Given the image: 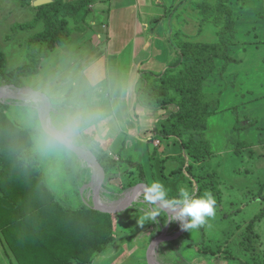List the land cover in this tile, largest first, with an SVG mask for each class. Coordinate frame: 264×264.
<instances>
[{"label":"rangeland","instance_id":"374dc122","mask_svg":"<svg viewBox=\"0 0 264 264\" xmlns=\"http://www.w3.org/2000/svg\"><path fill=\"white\" fill-rule=\"evenodd\" d=\"M33 1L0 0V51L4 54L3 66L6 71L28 64L32 53L36 51L37 47L30 43V39L42 29L43 24L36 19L37 13L33 9ZM209 1L216 2V0ZM232 1L233 3L229 2V5L237 18L234 20L230 17L233 19L231 27L234 33H227L226 36L231 41L229 53L242 61V63L239 60L233 62L232 70L238 69L240 73L243 70L245 73L235 78L231 77L228 81L237 82L239 89L242 90L239 91L233 84H228L227 80L221 83V87L223 83L226 86L218 92L220 110L209 117L206 135V139L210 141L208 143H211L209 147L213 150V155L208 159L205 169L215 173L211 174L217 181L215 193L220 194L218 199L220 204L216 207L215 217L211 219L215 220L211 224L217 226L218 231L212 232L213 238L208 234L209 240L205 239V234L201 233L200 229L193 230L192 233L186 231V234H182L186 239L180 247L181 252L175 251L171 240L160 242L159 250L155 255L160 264H215L216 261L218 264H234L230 263L232 261L222 258L219 260L210 254L202 253L197 245H207L211 248H216L218 245L227 247L228 244L225 243L228 242L234 245V252L239 251L240 245L243 247L245 245L242 242L238 244L237 235L242 237V234L249 232L248 226L253 218L262 210L264 212V0ZM163 2L164 7H157L159 11L157 18L163 16L164 12L171 11L169 1L163 0ZM177 2L178 0H173V3ZM202 2L203 0H182V3L175 6L174 11L177 12L175 19L180 25L174 22L172 15L164 14L165 30L161 32V39L166 46L169 44L175 49V44L178 45L180 40L214 41L215 36L210 37L211 32L213 34L219 32L225 19L219 14L217 21L215 15V19L209 20V25H203L204 23L199 22V19L202 20L204 12L207 11L203 6L201 7ZM93 21L88 19V15L75 21L72 19L70 27L73 34L69 43L52 51L49 57L42 61L37 73L20 76L22 87L5 84L1 76L0 85L25 87L46 93L51 100L52 126L68 136L72 142L88 148L79 139L83 135L91 141V144L114 158L117 156L118 159H122L121 155L124 158L135 157L131 154L129 139H124L123 142L128 146L126 148L125 144L123 153L118 154L114 150L113 153L111 152L109 140L104 141L97 132L93 134L94 129L90 121L94 120L93 115H96V104L107 110V103L104 101L95 103L101 95L98 88L86 85L79 88V82L82 80L80 72L86 63L96 59L100 54L102 47L99 46L98 40L104 42L108 37L107 27H101L98 23L94 25ZM203 26L208 30L206 35ZM98 27L102 28V31H98ZM173 58L176 59L177 56ZM221 64L223 61H220L219 73L215 75L223 76L222 73L226 71L227 66L223 68L224 65ZM224 95H227L226 99ZM67 98L82 107L79 115L82 123L77 136L75 135L77 122L67 111L72 105L66 103ZM0 102L4 103L0 111L28 132L31 151L37 154L40 160L45 182L55 200L70 208H77L82 204L93 207V202L87 201L83 193V187L91 181V169L83 164L78 155L56 139L55 147L45 146V142L53 137L42 128L37 104L33 101L1 98ZM101 108L97 110V120L102 117ZM173 109H169L168 112ZM117 145L120 143L118 142L114 147ZM125 169V165H120L110 173L107 180L105 177L101 188L105 200L116 201L127 190L137 185L124 191L121 189V181L124 180L121 179V173L123 175ZM145 198L146 195H141L130 207L116 213L114 241L102 251L95 253L87 264H148L146 253L151 242L161 234L170 237L177 233L180 226L177 222H167V213L158 218L157 222H151L146 218L153 206L148 200L145 202ZM259 217L254 221L253 231L250 233L252 234L250 251H253L251 249L254 247L256 255L264 259V214H260ZM157 232L160 234L158 235ZM46 238L51 244L52 237L47 235ZM189 241L192 242L191 245H188ZM57 245L64 253L60 254L61 261L58 264H79L76 260L66 258L69 251L66 244ZM13 256L15 255L6 235L0 231V264H15Z\"/></svg>","mask_w":264,"mask_h":264},{"label":"trees","instance_id":"16d2710c","mask_svg":"<svg viewBox=\"0 0 264 264\" xmlns=\"http://www.w3.org/2000/svg\"><path fill=\"white\" fill-rule=\"evenodd\" d=\"M95 1L53 0L41 6H33L37 13L36 19L43 24L42 29L30 39V43L37 47L36 51L32 53L28 64L11 71H6L3 66L4 54L0 51V76L3 77L4 83L22 87L20 76L37 73L42 61L47 59L52 51L67 45L73 34L71 20L87 17L90 5ZM229 2L233 3L232 0H216L215 3L203 0L201 4L207 12L203 14V21L199 19V22H210L209 20L215 19V15L218 21L219 14L225 19L218 32L217 41L180 40L178 45L175 44L177 58L170 60L162 73L141 71L138 86V101L141 104L161 109L175 106L156 124L152 137L160 140L173 138L180 144L186 155L181 156L178 167L170 174L180 177L186 170L191 177H195L199 185L196 195L205 192L218 194L215 193L216 180L211 174L199 175L195 167L213 155L210 144L203 135L209 117L220 109L219 93L210 85L215 81L220 61H223V68L230 62L237 61L235 56L229 53L231 41L226 36L227 33H234L231 23L237 18ZM65 101L72 104L67 111L76 119L77 136L82 123L79 116L82 107L68 98ZM3 107L4 103L0 102V110ZM79 139L96 155L104 168L106 180L112 171L120 165H125V172L123 175L121 173V179H124L121 181L123 191L138 183L148 185L142 163L134 160L133 156L124 158L121 155L122 159L114 158L91 144L85 136L81 135ZM31 150L28 132L0 111V231L6 235L19 264H58L61 261L60 254H64L62 248L57 245L61 243L68 246L66 258L76 260L79 264L89 263L95 253L114 241L116 214L102 212L86 204L70 208L55 200L45 182L40 160ZM161 171L164 172L163 166ZM187 182L192 186L191 180ZM168 193L175 196L178 192L169 190ZM260 214H264L263 210ZM260 214L250 222L249 232L242 234V237H236L238 244L242 242L245 245H240L243 250L234 252V245L228 242L225 243L228 244L227 247L218 245L211 248L202 244L197 247L206 255L232 261L230 263L264 264V259L256 255L254 247L251 249L253 251H250V233ZM47 235L52 237L51 244L46 241ZM185 239L186 236L182 235L170 241L174 244L175 251L181 252L180 247ZM191 244L189 241L188 245Z\"/></svg>","mask_w":264,"mask_h":264},{"label":"crops","instance_id":"0c3cea01","mask_svg":"<svg viewBox=\"0 0 264 264\" xmlns=\"http://www.w3.org/2000/svg\"><path fill=\"white\" fill-rule=\"evenodd\" d=\"M168 1V5L171 4L169 6L171 11L164 12L160 18L156 16L159 13L157 7L165 6L163 0H96L92 3L88 19H93L94 25L98 23L101 27H107L108 37L104 42L98 40L99 46L102 47L101 52L96 59L84 65L80 72L82 80L79 82V88L85 85L98 88L101 95L100 99H97L98 102L95 103L101 101L107 103V110L96 104V115H93L94 120H91L90 123L94 129L93 134L97 132L104 141L108 142L109 140L112 153L123 151L122 148L125 147V144L127 148V143L123 141L129 139V147L135 156L134 160L142 163L148 184L157 181L162 183L167 191L178 192L180 189L186 188L196 195L199 185L195 177H191L186 170L180 177L170 174L173 169L178 167L181 156L186 155L180 144L173 138L160 140L152 137L156 124L166 116L169 109H173V106L168 109L150 108L138 101L141 71L162 73L167 68L168 62L175 56L174 47L164 44L161 32L165 30L163 26L164 14L172 15L174 22L180 25L175 19L177 12L174 11V8L180 2L182 3V0H178L179 3L176 4L173 3V0ZM208 23L204 25L207 26ZM99 27L98 31H102V28ZM205 27L204 35L208 31ZM217 33L211 32L210 37L214 35V41L219 39ZM159 34L160 36H157ZM144 47L146 48L144 49ZM235 59L242 63L240 58L236 57ZM233 64L230 62L227 65L226 71L222 73L223 76L215 75V81L212 82L213 90L220 92V89L226 86L223 83L222 88V82L245 73L243 70L240 73L238 69L233 71ZM228 84H233L236 89H239L237 82L230 83L228 81ZM241 90L240 88L239 91ZM224 96L226 99L227 95ZM99 108L102 110V117L97 120ZM208 128L207 125L203 134L205 139ZM118 142L120 145L114 147ZM208 161L207 159L196 165L195 169L199 175L215 174L211 172L212 170L205 169ZM161 166H163L164 172L161 171ZM188 180L192 181V186L189 185ZM212 196L217 201V207L220 204L217 200L220 194H212ZM214 221H209L210 227L200 228L201 233L205 234V239H208V234L211 237L213 231H218V227L211 224ZM185 232L184 234H186ZM157 234L159 235L160 232ZM13 259L15 264H18L15 256ZM215 264L218 262L216 261Z\"/></svg>","mask_w":264,"mask_h":264},{"label":"clouds","instance_id":"9594fccd","mask_svg":"<svg viewBox=\"0 0 264 264\" xmlns=\"http://www.w3.org/2000/svg\"><path fill=\"white\" fill-rule=\"evenodd\" d=\"M45 146L55 147V138H49ZM141 195H146L149 204L153 206L147 219L157 222L158 218L167 213V222H177L184 231L191 232L204 226L210 227L209 221L216 215V200L208 192L194 195L191 190L182 188L175 196H170L162 183L153 181L143 189ZM159 247L160 245L155 243L154 256Z\"/></svg>","mask_w":264,"mask_h":264},{"label":"water","instance_id":"95a60500","mask_svg":"<svg viewBox=\"0 0 264 264\" xmlns=\"http://www.w3.org/2000/svg\"><path fill=\"white\" fill-rule=\"evenodd\" d=\"M52 1L53 0H34L33 6H41V5L50 3ZM30 93L32 95L40 96L45 101L43 116L40 115L41 116V125H42V128L45 130V132L47 134H49L50 136H52L53 138H55L63 146L67 147L70 151H72L73 153H75L79 157L89 155L93 158V160L95 161L96 165L98 166V168L101 172L100 180H99L98 185L96 187V192L98 193L100 191V189L103 187V183L105 180V171H104L103 166L101 165V163L97 159L96 155L90 149L86 148L85 146L78 145V144L72 142L70 139L65 138L63 136V134L61 132H59L58 130H56L54 127L53 128L50 127V125L52 126L51 119H50V109H51L50 98L47 96L46 93L38 91V90H30ZM0 98H1V94H0ZM10 98L16 99V100H24L23 96H12ZM146 186H147L146 183L137 184L136 186L131 188L133 190V195H132V198L129 200V202H127L126 204L117 206V207H113V208H104V207L100 206V204L97 202L96 195H95V197L92 201L93 202V208L96 210L106 212V213H111V214L119 213V212L127 209L128 207H130L133 204L134 200L136 199V198L134 199V197L139 194V190L143 191V189ZM184 232L185 231L180 228L177 231V233H175L173 236L167 237L166 235H160V236L156 237L151 242L150 246L148 247L147 253H146L148 264H160L159 262L155 263L156 259H155L154 254H153V249L155 248V243L159 244L160 242L165 241V240L177 239L182 234H184Z\"/></svg>","mask_w":264,"mask_h":264},{"label":"bare ground","instance_id":"6f19581e","mask_svg":"<svg viewBox=\"0 0 264 264\" xmlns=\"http://www.w3.org/2000/svg\"><path fill=\"white\" fill-rule=\"evenodd\" d=\"M30 90H31L30 88H25V87L24 88H14L13 86H10V85H5V86L0 85L1 99L7 100V99H11L10 97H12V96H23L24 100L26 102H30V101L35 102L37 104L39 110H40V115L43 116L45 101H44V99H42L38 95H32L30 93ZM50 127L53 128V126H51V125H50ZM63 136L65 138H68V136H66L64 134H63ZM80 158H81L83 164L86 165L87 167H89V169H91V173H92L91 181H89L83 187V193L87 197V201H93V199L96 195L97 202L100 204V206H102L104 208H113V207H117V206H120V205H123V204H126L127 202H129V200L132 198V195H133L132 189L127 190L121 196V198H119L116 201L105 200L103 198L104 196L102 194L103 193L102 189H100V191L97 193L96 187H97L98 182L100 180L101 172H100L98 166L96 165L95 161L93 160V158L91 156H89V155L80 156ZM141 193H142V191L139 190V194L137 196H135L134 199L136 198L135 200H137V198H139L141 196L140 195ZM155 263H157V260L155 261Z\"/></svg>","mask_w":264,"mask_h":264}]
</instances>
